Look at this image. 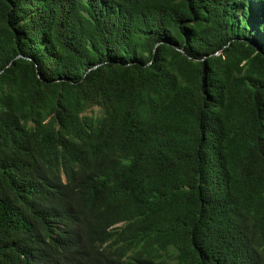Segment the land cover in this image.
I'll use <instances>...</instances> for the list:
<instances>
[{"label": "trees", "instance_id": "16d2710c", "mask_svg": "<svg viewBox=\"0 0 264 264\" xmlns=\"http://www.w3.org/2000/svg\"><path fill=\"white\" fill-rule=\"evenodd\" d=\"M0 264H264V0H0Z\"/></svg>", "mask_w": 264, "mask_h": 264}]
</instances>
